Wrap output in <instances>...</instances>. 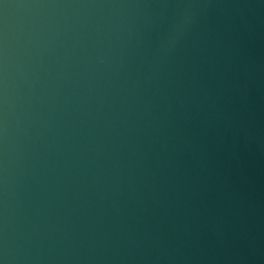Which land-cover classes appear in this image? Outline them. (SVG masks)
Listing matches in <instances>:
<instances>
[{
	"label": "water",
	"instance_id": "obj_1",
	"mask_svg": "<svg viewBox=\"0 0 264 264\" xmlns=\"http://www.w3.org/2000/svg\"><path fill=\"white\" fill-rule=\"evenodd\" d=\"M3 233L13 264H264V0H0Z\"/></svg>",
	"mask_w": 264,
	"mask_h": 264
},
{
	"label": "clouds",
	"instance_id": "obj_2",
	"mask_svg": "<svg viewBox=\"0 0 264 264\" xmlns=\"http://www.w3.org/2000/svg\"><path fill=\"white\" fill-rule=\"evenodd\" d=\"M112 7H126V6H116L111 5ZM181 25L178 23L176 26L177 34L181 31ZM0 253L3 255V259H0V264H13V262L20 261L19 257L15 251L10 247L7 239L6 233H3L2 239H0Z\"/></svg>",
	"mask_w": 264,
	"mask_h": 264
}]
</instances>
